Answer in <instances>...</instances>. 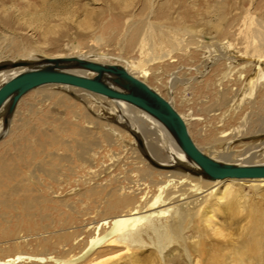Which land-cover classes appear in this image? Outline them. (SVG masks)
Wrapping results in <instances>:
<instances>
[{
  "label": "bare ground",
  "instance_id": "6f19581e",
  "mask_svg": "<svg viewBox=\"0 0 264 264\" xmlns=\"http://www.w3.org/2000/svg\"><path fill=\"white\" fill-rule=\"evenodd\" d=\"M132 2L116 9L104 6L93 22L95 7L86 0L83 19L55 12L59 22L43 27V35L66 22L81 31H103L114 21L117 26L108 35L98 34L96 41H114L115 55L92 54L93 49L84 51L79 43L73 44L75 54H51L15 46L16 34L0 32V86L21 72L53 66L48 59L73 57L121 68L170 103L203 154L221 166L264 165L246 162L239 152L238 163L221 159L234 156L227 151L232 142L264 134V7L255 6V0H142L138 5L147 8V15L137 19ZM19 9L0 4V24L10 23V13L18 16ZM60 33L51 40H61ZM156 64L167 73L168 96L146 81L149 66ZM57 69L97 76L82 67ZM100 80L126 90L115 82L117 73H102ZM35 90L50 101L58 118L25 119L18 126L29 127L34 140L17 137L9 152L0 155V264H100L101 256L108 255L116 257L108 264L125 258L126 264H135L142 250L152 257L155 253V264H168L175 247L184 252L187 264H202L188 250L198 248L208 230L220 234L216 219L222 210H260L250 200L253 195L264 198V176L209 177L158 118L78 86L48 83L14 103L9 97L0 106L1 142L17 127L12 116L18 106ZM212 96L217 97L211 108L215 112L203 111ZM32 107L27 105L29 112ZM234 117L238 121L225 129L221 120ZM124 128L135 140L127 138ZM223 143V150L217 148ZM242 184L252 193H245ZM214 187L218 191L209 204Z\"/></svg>",
  "mask_w": 264,
  "mask_h": 264
},
{
  "label": "rangeland",
  "instance_id": "374dc122",
  "mask_svg": "<svg viewBox=\"0 0 264 264\" xmlns=\"http://www.w3.org/2000/svg\"><path fill=\"white\" fill-rule=\"evenodd\" d=\"M88 1L90 2V6L95 7L94 13H92L91 15L93 22L99 21L98 11H103L105 8L104 6L113 5V7L116 9L118 8V5H123L122 3L126 2V0H91L93 2H91L90 0ZM132 1V3H136L137 6V8L133 10V13L137 15L134 18L140 19L141 17L147 15V8L143 9L138 5L142 0ZM0 4H15L17 7H20L18 16H15L14 13H10V23L0 24V32H10L18 36V38L15 39V46L18 45V47H23L25 45V47L44 50L45 52L51 54H75L76 49H73V44L79 43L84 51H88V48H91V50L93 49V51L90 52L92 54L107 53L106 55H115L119 52V49L114 46V41L111 42L112 45H103L100 44V42L96 41L98 34L103 33L105 35H108V29L113 26H117V23L114 21L103 31H96L95 29H86L85 31H81V29H78L75 24L66 22L55 28L57 32H46L45 35H43V27L47 26L45 25L46 23L52 21L50 25L53 26L59 22L58 17L54 14L55 12L60 13L59 15H63L65 12H71L73 14V20L75 19L76 21L78 19H83L85 17H82V15H85V12L83 11H85L86 9V0H29V2H27V0H0ZM254 5L262 9L264 7V0H255ZM117 13L120 14L121 12L119 11ZM51 14L54 15L52 16ZM46 15L47 17H45ZM53 33H60L63 38L61 40H57L56 43L51 40L53 39ZM44 36H46V38H44ZM56 36H59V34H57ZM12 55L13 54L9 55V57H11ZM124 57L127 58L133 56L126 55ZM161 66V64L150 65L149 69L151 73L149 74L150 76H148L146 81L150 85L155 86L159 90H161L164 95L168 96L166 78L167 73ZM211 99L212 102H210ZM216 100V96H212L210 99L208 98L207 102L204 103L206 108H204L203 111L210 110L212 112H215V110H212L211 108L215 106ZM28 104H31L33 106L30 112L28 110L29 108H27ZM18 107L20 108H18L17 112L12 116V122L13 124L15 123L16 125L14 124V126L17 127L12 126V133L10 132V134L7 135V138L2 142L1 140H3L5 136L2 137V135H4L2 133L4 129L2 126H0V155L9 152L11 148V141L13 139H16L17 137H28L34 140L35 136L29 127L24 128L23 126H18L19 123L21 124V122H23L25 119L28 118L31 119V123H37L36 121H38L37 119L39 118L43 121L46 118L49 120H52L54 117L58 118V113H55L52 108H50V101L45 100L38 90L27 94V96H25L24 100ZM198 111L200 112L199 109ZM237 121L238 119L236 117L225 118L221 120V123L224 128L227 129L228 127H233ZM124 130L126 132V135H129L127 138L133 137L128 129L124 128ZM212 139L213 138H210L206 142L212 141ZM133 140H135L134 137ZM224 146L227 145L223 143L222 145H218L217 148L223 150ZM206 150L207 148L205 149V151ZM227 151L229 154H234V156L231 155L228 159H226L227 157L221 158L223 160V163H238V158L236 157V154L238 152L243 153L242 157L246 162H264V134H260L246 142L243 141L236 145L234 144V142H232ZM111 152L112 151L109 150V154ZM91 155L92 157H94L95 154H93L92 152ZM257 155L259 156L257 157ZM100 164L104 165L102 161ZM242 186L245 193H252L248 184H242ZM217 191L218 188L214 187L213 190L208 193V195L210 196L208 200L209 204L214 199ZM262 193L264 197V190ZM252 197H254V200H250L252 207L259 206L260 210H256L257 208L254 210L249 209L247 213H241L239 212L237 206H231L228 209L222 210L220 214L217 215L216 219L217 226H219L221 229L220 234L215 236L210 230H208L207 237L204 238L200 246H198V248H194L193 246H191L188 250L192 254V256H194L195 258L199 257L202 264H264V253L263 255L257 254V251L259 249L264 252V217L262 218V216H264V198L260 199L255 195H253ZM194 230L199 229L195 228ZM190 232L191 231H188V233ZM175 248L170 249L169 259H166L167 263L187 264L185 261L186 257L184 252L180 249L178 251ZM149 252L150 251L142 250L141 254L143 255L137 258V262L135 264H155L159 259L157 258L155 253H151L153 257L148 256L147 254ZM114 259H116V257L112 255L101 256L100 261L103 263L100 264H108L110 260ZM126 259L127 258H125V261H121L119 264H126Z\"/></svg>",
  "mask_w": 264,
  "mask_h": 264
},
{
  "label": "water",
  "instance_id": "95a60500",
  "mask_svg": "<svg viewBox=\"0 0 264 264\" xmlns=\"http://www.w3.org/2000/svg\"><path fill=\"white\" fill-rule=\"evenodd\" d=\"M53 66L34 68L17 74L0 86V106L11 97L14 103L26 91L48 83H62L78 86L111 98L122 99L158 118L177 138L185 153L212 178L225 176L260 177L264 176V165L258 166H221L203 154L190 139L186 126L179 114L168 101L154 92L148 85L134 78L121 68L86 62L80 58L48 59ZM65 65L92 70L97 73L93 78L59 70ZM117 73L125 91L116 90L100 80L102 73ZM122 80V81H121Z\"/></svg>",
  "mask_w": 264,
  "mask_h": 264
}]
</instances>
